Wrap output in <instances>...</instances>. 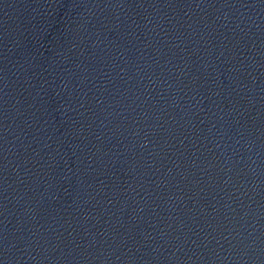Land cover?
<instances>
[{"label":"water","instance_id":"95a60500","mask_svg":"<svg viewBox=\"0 0 264 264\" xmlns=\"http://www.w3.org/2000/svg\"><path fill=\"white\" fill-rule=\"evenodd\" d=\"M0 264H264V0H0Z\"/></svg>","mask_w":264,"mask_h":264}]
</instances>
